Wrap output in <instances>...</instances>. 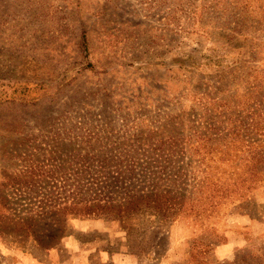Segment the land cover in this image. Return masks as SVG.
Wrapping results in <instances>:
<instances>
[{
  "label": "rangeland",
  "instance_id": "obj_1",
  "mask_svg": "<svg viewBox=\"0 0 264 264\" xmlns=\"http://www.w3.org/2000/svg\"><path fill=\"white\" fill-rule=\"evenodd\" d=\"M234 75L264 92V0H0V177L33 148L62 162L89 133L169 127ZM250 200L123 225L70 216L48 250L0 236V264H264V187Z\"/></svg>",
  "mask_w": 264,
  "mask_h": 264
},
{
  "label": "trees",
  "instance_id": "obj_2",
  "mask_svg": "<svg viewBox=\"0 0 264 264\" xmlns=\"http://www.w3.org/2000/svg\"><path fill=\"white\" fill-rule=\"evenodd\" d=\"M233 77L202 91L208 101L169 127L112 142L89 133L62 162L33 148L37 154L0 177V236L48 250L70 216L123 225L138 213L175 218L204 204L246 208L264 187V92L252 82L238 92Z\"/></svg>",
  "mask_w": 264,
  "mask_h": 264
}]
</instances>
